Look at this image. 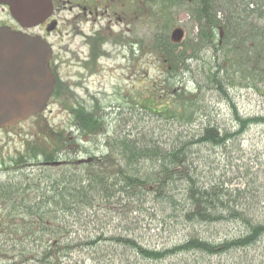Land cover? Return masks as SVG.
Listing matches in <instances>:
<instances>
[{
	"label": "rangeland",
	"instance_id": "1",
	"mask_svg": "<svg viewBox=\"0 0 264 264\" xmlns=\"http://www.w3.org/2000/svg\"><path fill=\"white\" fill-rule=\"evenodd\" d=\"M170 9H165L164 16L159 21L150 19L145 27L146 33H141L140 26L136 27L133 35L135 39L129 41L125 49H120L117 43L107 42L111 45L105 46L104 49L107 51L105 56L97 58L93 68L83 71L77 65L62 67L59 78L63 85L57 90V95L44 116L32 121V151L34 150L32 154L37 150L46 149L47 142L39 140V137L42 135L43 138L45 136L49 138L50 130L59 132L68 128L69 140L61 157L65 161L80 162L85 160L83 155L79 154L80 147H84L88 154L93 156H105L107 154L105 139L117 137L122 133L130 140L136 141L139 147L156 146L163 152L195 140L204 126L209 125L221 132L234 133L236 123L233 111L243 118L264 119V92L261 95L251 82L230 73L228 101L212 90L207 77L215 72L217 66L230 71V65L225 66L222 53L210 45L202 44L198 47L201 49L192 52L199 32L196 21L187 12L192 11V8L182 5L178 9ZM218 18H223L221 11ZM261 23L264 24V19ZM176 29L182 30L185 34L183 42L175 51L176 54L185 53L186 56L195 57L188 60L185 67H178L177 71L175 69V72H171L163 63V56L153 47L155 40L163 36L169 38L170 33ZM131 43L132 52L128 50ZM74 58L76 59V56ZM227 58L230 59L228 56ZM255 86L264 90V84ZM190 95H197L199 101L192 111L190 110L195 113L193 123L168 121L154 113L156 110L160 112L164 106L172 105L173 101L181 103L182 99ZM75 111L99 116L104 125L102 132L92 139L81 136L76 143L79 134L71 132L74 129L72 125ZM174 112L182 113L180 107ZM28 130L29 127L23 126L16 129V132ZM25 141V145L29 143ZM49 143L50 138L49 151H45L55 153V150L50 148L55 145ZM12 145L13 143L9 147ZM23 147L22 144L20 149L23 150ZM203 148L191 149V152L197 150L203 157V160L195 162L198 184L200 186L217 184L228 190L246 191L244 206L237 208L248 209L250 216L253 215L259 220L264 219V127L251 126L245 134L232 139L220 149ZM133 170L139 172L140 176L145 174L147 176L152 172L151 166L145 163L133 167ZM37 173L43 187L50 186L53 179L60 177L61 174L57 168L44 174L37 169H27L25 177L22 173L20 176L14 174L5 176V182L8 179L11 181L5 185L15 184L17 186L14 188L20 187V191L18 190L19 197H14L12 201H6V195L0 201V264L33 263L32 253L38 244L32 242V236L27 237L29 239L24 242L21 241V237L22 231L32 226V216H29L24 208L31 207L32 199L36 197L34 191L37 187L32 183V177ZM21 188L24 193H21ZM145 199L147 203L140 208L133 198L124 195L116 194L109 200L96 197L92 200L91 208H84L81 205L77 211L60 213L63 216H58L59 223L56 224L62 226L64 231L62 237L66 232H71L70 239L74 241L99 235H103L105 239L127 237L135 239L144 248L158 250L178 243L187 232L178 227L171 228L167 221L164 226L162 224L164 212L150 195H146ZM177 200L180 201L181 198ZM206 230L207 237L217 242L222 237L237 234L241 228L227 225L220 228L210 226ZM50 238L56 239L53 236ZM66 239L65 236L62 243L66 244ZM41 241L49 244L51 240L43 237ZM101 247L93 252H74L71 264L82 262L93 264L91 259L94 260V264H130L134 260L129 250L125 252L123 247L111 243L102 244ZM23 248L27 249V254L22 258L19 253ZM61 258L62 264L68 263V259L63 258V255ZM190 264L198 263L191 260ZM199 264H264V239L247 251L206 258L205 262L200 261Z\"/></svg>",
	"mask_w": 264,
	"mask_h": 264
},
{
	"label": "trees",
	"instance_id": "2",
	"mask_svg": "<svg viewBox=\"0 0 264 264\" xmlns=\"http://www.w3.org/2000/svg\"><path fill=\"white\" fill-rule=\"evenodd\" d=\"M220 11L223 13L221 19L218 18ZM192 12L199 32L197 43L191 51H198L202 44L210 45L222 53L224 65H230V71L217 66L215 72L207 77L212 90L228 101L230 73H233L251 82L255 90L263 95L264 90L255 85L264 84V24L261 23L264 19V0H202L200 6ZM177 48L178 46L170 43L167 36L155 40L153 47L163 56V63L171 72H175V69L177 71L178 67H185L188 60L195 57L186 56L185 53L176 54ZM198 102L197 95H190L182 99L181 103L173 101L172 105L164 106L160 112H153L168 121L178 120L182 124H190L195 117L194 111L190 110ZM178 107L182 113L174 112ZM233 115L236 123L234 133L221 132L209 125L204 126L195 140L163 152L156 146L139 147L136 141L130 140L122 133L117 137L105 139V156H93L88 154L84 147H80L79 154L83 155L85 160H67L58 167L54 165L60 153V146L55 147L56 134L54 142L53 139L50 142L55 145L52 147L55 153L46 152L49 151V138H42L47 142L46 149L37 150L32 154V169L44 174L57 168L61 174L53 179L50 186L44 187L41 186L38 173L32 177V183L37 187L34 191L36 197L32 199V208H24L25 212L32 216V226L22 231L21 237L24 242L29 239L27 237L32 236V242L38 244L32 253V262L62 264L63 255V258L68 259L67 264H71L74 252H93L101 249V245L106 243L123 247L125 252L129 250L135 258L132 257L134 260L130 264H190L191 260L199 264L200 261L205 262L206 258L229 256L251 249L264 239V219L250 216L248 209L237 208L244 206L246 191L228 190L217 184L200 186L195 162L203 160V157L197 150L191 152V149L201 147L220 149L232 139L245 134L249 127H264V119L261 117L243 118L235 111ZM72 126L75 129L73 134H79L77 143L81 136L94 138L102 132L104 125L102 119L93 113L83 114L75 111ZM57 143L61 144V140L58 139ZM141 163L151 166L152 172L147 176H140L139 172L132 171L133 167ZM22 175L25 177V171H22ZM14 186L17 185L5 187L6 201H12V196L19 197L20 187H15V190ZM21 193H24L23 188ZM116 194L133 198L140 208L147 203L146 195H150L164 212V226L167 221L171 228L178 227L184 231V228L188 227L192 231L191 235L182 237L178 243L160 250L144 248L135 239L127 237L105 239L103 235H99L74 241L70 239L71 232H66L67 243H62L65 236L62 237V226L56 224L59 223L58 216H63L64 212L77 211L81 205L91 208L92 200L96 197L109 200ZM217 224L221 227L239 226L241 231L231 237H222L216 242L201 238L199 233L192 229L194 226L208 229ZM51 236L56 239H51ZM43 237H48L50 243L44 244L41 241ZM29 251L32 252V249ZM25 254L27 249L23 248L19 255L23 258ZM91 262L94 264L93 259Z\"/></svg>",
	"mask_w": 264,
	"mask_h": 264
},
{
	"label": "flooded vegetation",
	"instance_id": "3",
	"mask_svg": "<svg viewBox=\"0 0 264 264\" xmlns=\"http://www.w3.org/2000/svg\"><path fill=\"white\" fill-rule=\"evenodd\" d=\"M201 1L50 0L51 9L48 16L31 28H22L11 16L9 6L4 4L3 0H0V28H8L12 32L37 37L46 42L51 50L48 68L55 78L54 91L43 113L30 117L14 126L0 128V201L5 198V183L11 182L10 179L5 182V176L10 174L20 176L22 171L32 170V121L44 116L45 112L49 110L55 95H57V90L63 85L59 78L62 67L77 65L83 71L91 69L95 66L97 58L105 56V52H107L105 46L111 45L107 42L117 43L118 47L123 50L129 41L135 39L133 35L136 27L140 26L141 33H146L145 27L148 25L149 20L153 18L159 21L164 16L166 8L169 10H171L170 8L178 9L185 5L190 6L193 11L200 6ZM192 5L194 6L191 7ZM192 11L187 12L192 16ZM129 45L128 50L132 52V43ZM23 126L29 127L28 132L17 133L16 129ZM67 131L68 128L59 132L49 131L50 142L52 136L56 134L55 147L60 146V155L56 157L54 162L55 167H58L60 163L62 165L67 162L61 157L69 140ZM71 132H75L74 129ZM42 138L41 135L39 140H42ZM58 139L61 140V144L57 143ZM25 140L29 142L26 145L24 144ZM12 143L13 145L9 147ZM22 144L24 146L23 150L20 149ZM14 197L17 196H12V199Z\"/></svg>",
	"mask_w": 264,
	"mask_h": 264
},
{
	"label": "water",
	"instance_id": "4",
	"mask_svg": "<svg viewBox=\"0 0 264 264\" xmlns=\"http://www.w3.org/2000/svg\"><path fill=\"white\" fill-rule=\"evenodd\" d=\"M3 3L22 28L39 24L51 9L50 0ZM184 38V32L176 29L169 41L178 46ZM50 56L49 46L40 38L0 28V128L14 126L46 110L55 86L48 68Z\"/></svg>",
	"mask_w": 264,
	"mask_h": 264
},
{
	"label": "bare ground",
	"instance_id": "5",
	"mask_svg": "<svg viewBox=\"0 0 264 264\" xmlns=\"http://www.w3.org/2000/svg\"><path fill=\"white\" fill-rule=\"evenodd\" d=\"M214 226H218L219 228L221 227V225H214ZM192 229L194 230V231H196V232H198L199 234V236L200 237H204V239H206V240H210L208 237H207V233H208V231L206 230V229H200L199 227H197V226H194V227H192ZM184 232H187V234L185 233V235L183 236V237H187L188 235H191V233H192V231L190 230V229H188V227H185L184 228ZM202 235V236H201ZM174 245V244H173ZM172 246V245H171ZM134 258V257H133ZM135 259V258H134Z\"/></svg>",
	"mask_w": 264,
	"mask_h": 264
}]
</instances>
